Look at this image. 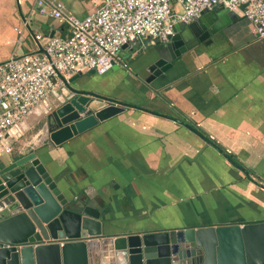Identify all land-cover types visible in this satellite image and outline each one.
<instances>
[{
    "label": "crops",
    "instance_id": "1",
    "mask_svg": "<svg viewBox=\"0 0 264 264\" xmlns=\"http://www.w3.org/2000/svg\"><path fill=\"white\" fill-rule=\"evenodd\" d=\"M61 1L78 17L91 7V0ZM235 15L210 42L188 50L149 81L147 68L166 42H130L121 49L131 58L130 70L111 68L123 73L108 79L109 87L116 82L119 89L95 92L141 108L126 107L53 145L37 129L57 102L50 96L26 117L18 140L10 134L15 141L7 162L35 151L67 197L79 195L99 206L109 235L264 220V37L254 36ZM35 34L65 36L69 28L40 13L36 0H0V62L39 49ZM84 81L91 89L89 78ZM189 120L214 123L217 141L246 166L257 167V175L229 162L185 125Z\"/></svg>",
    "mask_w": 264,
    "mask_h": 264
},
{
    "label": "water",
    "instance_id": "2",
    "mask_svg": "<svg viewBox=\"0 0 264 264\" xmlns=\"http://www.w3.org/2000/svg\"><path fill=\"white\" fill-rule=\"evenodd\" d=\"M237 19L217 4L191 23L173 24V34L164 44L169 56L161 54L148 66L146 80L165 72L201 41L210 42V34ZM199 27L204 33L196 37ZM95 73L90 69L73 74L53 93L57 104L45 111L43 124L53 145H61L126 107L141 108L85 88L83 76ZM40 105L29 114L39 112ZM24 121L6 133L8 143L25 133ZM11 133L16 134L15 140L9 138ZM0 264H264V220L105 234L99 206L79 195L67 197L30 150L0 163Z\"/></svg>",
    "mask_w": 264,
    "mask_h": 264
},
{
    "label": "built area",
    "instance_id": "3",
    "mask_svg": "<svg viewBox=\"0 0 264 264\" xmlns=\"http://www.w3.org/2000/svg\"><path fill=\"white\" fill-rule=\"evenodd\" d=\"M90 4L88 13L78 17L61 0H36L38 11L66 24L69 34H35L39 49L13 53L0 62V157L13 152L6 133L73 74L126 67L119 54L125 44L167 42L173 24L191 23L217 4L244 18L254 36L264 37V0H91Z\"/></svg>",
    "mask_w": 264,
    "mask_h": 264
},
{
    "label": "rangeland",
    "instance_id": "4",
    "mask_svg": "<svg viewBox=\"0 0 264 264\" xmlns=\"http://www.w3.org/2000/svg\"><path fill=\"white\" fill-rule=\"evenodd\" d=\"M137 43L138 42H135L134 45L138 46ZM131 48L133 49V45H131ZM135 49H138V48L135 47ZM138 50H139V53L143 51V49H141V48L138 49ZM120 52H122V55L126 56L125 61H127L128 63H127V66L126 67H119V68H121L122 70H126V69L127 70L129 69L130 70V66H129L130 63L129 62H131V58L127 55V51L124 52V51L120 50ZM127 56L129 57V59L127 58ZM132 58H133V56H132ZM107 71H109V72H107ZM122 73H123L122 71L119 72V71L112 70L110 68V69L106 70L103 73H97L96 72L95 74H90L87 77L84 75L83 76L84 77L83 79H88L89 78V82H92L93 83V85H91V90L95 92V91H99L95 87L101 88V89H107L109 87V85H108V81L109 80L108 79H109V77L111 75L112 76L122 75ZM107 74H109V75H107ZM115 83L111 87L113 88L115 86L113 88V90L114 91H117L119 89V87H118V85H115ZM111 87H109V88H111ZM55 103L57 104V102H55ZM53 106L54 105H52L50 107V109H48V111H50ZM45 119H46V117H45V113H44L42 115V117H41L40 122L38 123V128H37L38 131H40L42 133L44 132V130H43V124H44ZM189 121H190V124H189L190 128L193 129L196 134H199L201 137L204 138V140H206L209 143H211L210 144L211 147L216 148V151L222 153L223 155L225 154L228 157H230V160L235 163V166L237 168H239L240 170H242L243 172H245L247 174L251 173L252 176L253 175H257V171H256V169H258L257 167H254L253 168L252 165L251 166H246L236 156H234L232 152H230V150L227 148V146L225 147L224 144L222 145L220 142L217 141L218 139L220 140V138H219L220 136H219V134H217V132H215L216 127L214 126V123L211 124L208 120L203 121L205 123H199V124L197 122L193 121V120H189ZM13 150H14V146L12 148V151ZM230 160L228 159L229 162H231ZM7 161H8L7 155H4V156H1L0 157V163H6ZM113 226H115V225H113ZM123 227H125V229H128L127 228L128 227L127 225H123Z\"/></svg>",
    "mask_w": 264,
    "mask_h": 264
},
{
    "label": "flooded vegetation",
    "instance_id": "5",
    "mask_svg": "<svg viewBox=\"0 0 264 264\" xmlns=\"http://www.w3.org/2000/svg\"><path fill=\"white\" fill-rule=\"evenodd\" d=\"M199 28H200V31H199V34L196 35V37H200V36L204 33V30H203L201 27H199ZM211 35H213V34H210L209 36H211ZM206 40H207V39H205V40H203V41H201V42L203 43V42H205ZM201 42H200V43H201ZM200 43H199V44H200ZM193 48H194V47H193ZM193 48H192V49H193ZM190 50H191V49H190ZM164 51H165V50L163 49L162 52H161V54L164 55L166 58H168V56H169L168 52L165 53ZM181 56H182V55H181ZM44 133H46L45 130H44Z\"/></svg>",
    "mask_w": 264,
    "mask_h": 264
},
{
    "label": "trees",
    "instance_id": "6",
    "mask_svg": "<svg viewBox=\"0 0 264 264\" xmlns=\"http://www.w3.org/2000/svg\"><path fill=\"white\" fill-rule=\"evenodd\" d=\"M222 30H220L219 32H221ZM218 32V33H219ZM216 34V33H215ZM214 35V34H213ZM158 43H162V42H158ZM202 43V42H201ZM158 45H161V44H158ZM136 46V45H135ZM134 47V46H133ZM160 49H162V48H160ZM124 59H126V57L124 58ZM126 63H128V62H126Z\"/></svg>",
    "mask_w": 264,
    "mask_h": 264
}]
</instances>
